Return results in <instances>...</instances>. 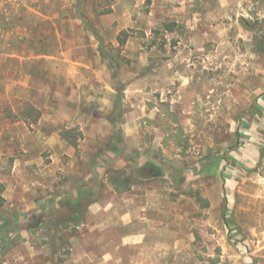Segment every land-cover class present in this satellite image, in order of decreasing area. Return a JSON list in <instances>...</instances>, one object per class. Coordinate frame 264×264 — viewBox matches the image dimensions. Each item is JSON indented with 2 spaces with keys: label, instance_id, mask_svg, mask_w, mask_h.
Masks as SVG:
<instances>
[{
  "label": "rangeland",
  "instance_id": "374dc122",
  "mask_svg": "<svg viewBox=\"0 0 264 264\" xmlns=\"http://www.w3.org/2000/svg\"><path fill=\"white\" fill-rule=\"evenodd\" d=\"M61 1L0 14V264H264V0Z\"/></svg>",
  "mask_w": 264,
  "mask_h": 264
},
{
  "label": "crops",
  "instance_id": "0c3cea01",
  "mask_svg": "<svg viewBox=\"0 0 264 264\" xmlns=\"http://www.w3.org/2000/svg\"><path fill=\"white\" fill-rule=\"evenodd\" d=\"M18 1L19 0H1L2 4L0 5V14H5V21L7 23H10L15 19L19 21H26V19L32 15L36 18L35 23H33L34 27L39 26V28L41 27L42 29H45L47 25L53 26L54 31L52 34L55 42H60L63 33H70V29L72 30L73 26L79 22L77 20L76 7L71 5L67 7V5L63 4L61 0H57V3L53 4V0H51L49 4L43 3V0H21V3H18ZM32 1H36V3H33ZM237 1L238 0H210L209 5L211 6L214 13L219 14L231 8V6H235ZM17 29H19L18 25L16 27V30ZM3 31L2 24L0 23V38H2L4 35ZM13 31L14 27L10 29L11 33ZM8 33L9 30L6 31V35ZM8 36L10 35L8 34ZM8 36H6L7 38L5 37L7 42L2 43V45L4 44V46L10 47L11 44L8 42ZM67 38L70 39L72 37ZM61 54L62 53L60 52L51 56H47L46 54H38L34 58H37L38 60H45L47 58L52 60H62ZM68 59L71 61V63L76 60L64 55V60ZM254 156L256 157L257 155L254 154Z\"/></svg>",
  "mask_w": 264,
  "mask_h": 264
},
{
  "label": "trees",
  "instance_id": "16d2710c",
  "mask_svg": "<svg viewBox=\"0 0 264 264\" xmlns=\"http://www.w3.org/2000/svg\"><path fill=\"white\" fill-rule=\"evenodd\" d=\"M240 22H241L240 23L241 26L244 29L250 30V31H253V32L256 31L255 30L256 29L255 25L253 23H251L250 21H248L246 19H240ZM261 38L264 40V37H261ZM119 102H120V93L117 95V103H116L115 108L118 107V103ZM253 108H254L253 110H255V112L261 114V109H259L257 105H254ZM252 112L255 113L254 111H252ZM70 130L71 129H69L67 131H64V132H61V137L64 140H66L69 144L74 145L76 143V141H75V138L74 139H70V134L72 132ZM259 136H260V139H261V143H260L261 145L258 148V152L256 153L257 156L255 157V159L260 161L264 157V129H262V131L259 134ZM229 158L231 160H234L233 157L229 154V152L228 153H225V154H222V159L224 161H227ZM209 166H210V164L207 165V167H209ZM115 173L117 174V176L115 177L113 175L114 177H113L112 181H110L111 183H116V181L118 182V183H116L117 185L115 186V189L118 190V191H126V190H129L130 184L128 183V181L127 180L126 181L125 180H120V178H119V177H121L120 173L118 171L115 172Z\"/></svg>",
  "mask_w": 264,
  "mask_h": 264
}]
</instances>
